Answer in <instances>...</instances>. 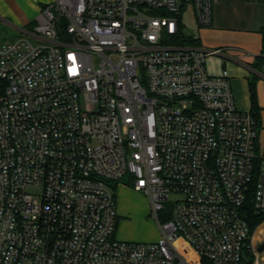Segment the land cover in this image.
Masks as SVG:
<instances>
[{"label":"built area","instance_id":"1","mask_svg":"<svg viewBox=\"0 0 264 264\" xmlns=\"http://www.w3.org/2000/svg\"><path fill=\"white\" fill-rule=\"evenodd\" d=\"M191 3L50 0L0 44V264H241L264 152L223 48L175 41ZM144 192L160 237L118 239L115 183Z\"/></svg>","mask_w":264,"mask_h":264},{"label":"crops","instance_id":"2","mask_svg":"<svg viewBox=\"0 0 264 264\" xmlns=\"http://www.w3.org/2000/svg\"><path fill=\"white\" fill-rule=\"evenodd\" d=\"M244 4L248 7L247 14L232 11L235 7L244 8ZM33 6L40 12V5L34 3ZM213 13L212 24L208 27H202L200 30V43L197 46L202 47L201 41L205 40L210 45L207 47L223 48L224 54L211 56V59H208L209 71L218 74L224 68L229 70L238 107L244 111H251L252 109L250 87L251 82L254 81L257 102L260 111H263L264 61L259 57L264 54V0H216ZM24 21L25 27L32 24L29 20ZM254 57H257L256 62H253ZM259 142L264 152V128L260 131ZM115 189L120 190L115 236L127 241L141 238L131 231L132 222L127 217V215L134 214L135 211L138 212L135 209V198L140 196V192L121 181L115 184ZM142 212H146V210L143 209ZM151 238L152 241L157 240L159 233L154 231ZM252 238L254 251L252 264H264V249L258 251L259 246L264 242V220L257 225Z\"/></svg>","mask_w":264,"mask_h":264},{"label":"rangeland","instance_id":"3","mask_svg":"<svg viewBox=\"0 0 264 264\" xmlns=\"http://www.w3.org/2000/svg\"><path fill=\"white\" fill-rule=\"evenodd\" d=\"M48 1L50 0H0V44L15 40L22 36H27L31 38L33 41H36L34 37L26 34L22 30L23 27H25L24 20L31 21L32 24L29 25V28L33 29V26L37 22V18L40 14V12L33 6V4L35 3L36 5L44 6V3ZM215 1L216 0H213V9H214ZM244 3H246V1H244ZM247 8L248 7L246 6V4H244V8L240 9L235 7V9H232V11H240L247 14L248 12ZM180 16H181L182 34L188 39L191 36L200 38L201 28L208 27V26L200 25L198 23L195 16L194 8L191 3H184V8L181 10ZM201 43L203 44L202 46L203 48H209L207 46H210L208 45V43H206L205 40L201 41ZM180 44L189 45L190 43L187 41H181ZM256 61H257V57H254L253 62ZM260 117H261V125L259 126V131H261V129L264 128V110L260 111ZM120 181L126 182L130 186V188L135 189L132 183L129 181V179L123 178ZM119 191H120L119 189L117 190L115 189L117 203L119 202L118 200L120 198ZM138 192H140V196H137V198H135L136 200L135 209L138 210V212L136 213L135 211L134 214L127 215V217L132 222L131 231L141 236V238L130 241L150 242L152 241L151 237L154 231L158 232L160 237L159 225L156 218L152 214L151 206L147 195L142 191H138ZM143 209L146 210V212H142ZM117 212H118V204H117ZM117 222H118V218H117ZM246 248L247 249L249 248L253 251L252 237L247 243Z\"/></svg>","mask_w":264,"mask_h":264},{"label":"trees","instance_id":"4","mask_svg":"<svg viewBox=\"0 0 264 264\" xmlns=\"http://www.w3.org/2000/svg\"><path fill=\"white\" fill-rule=\"evenodd\" d=\"M175 41L177 43H181V41H187L189 42L191 45H199V38L197 37H193L191 36L189 39L186 38L185 36H183L182 31L180 29V32L178 33V35L175 36ZM262 61H264V54L261 55L259 57ZM251 98H252V109H251V113L254 116L258 127L261 125V117H260V108L257 102V92H256V85L255 82L252 81L251 82ZM246 213H247V219L249 221V225H250V235L253 234L255 228L257 227V225L264 220V213H260L258 211L255 210L254 206H253V191L250 192V195L248 197V201L246 204ZM250 239L247 240V243L249 242ZM247 243L244 247V253H243V259L241 264H252L253 260H254V251H252L251 249H247Z\"/></svg>","mask_w":264,"mask_h":264},{"label":"water","instance_id":"5","mask_svg":"<svg viewBox=\"0 0 264 264\" xmlns=\"http://www.w3.org/2000/svg\"><path fill=\"white\" fill-rule=\"evenodd\" d=\"M264 249V242L259 246L258 251H262Z\"/></svg>","mask_w":264,"mask_h":264}]
</instances>
